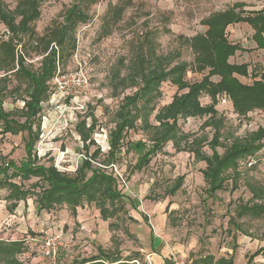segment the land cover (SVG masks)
Masks as SVG:
<instances>
[{"label":"rangeland","instance_id":"1","mask_svg":"<svg viewBox=\"0 0 264 264\" xmlns=\"http://www.w3.org/2000/svg\"><path fill=\"white\" fill-rule=\"evenodd\" d=\"M39 1L41 17L35 23V29L42 36L54 20H61L72 0ZM4 2L14 9L18 0ZM235 4H243L247 12L264 8V0H100L92 6L90 21L76 31L77 50L74 56L66 62L64 69L61 66L60 72L51 82L52 94L44 105L41 137L36 145V155L41 164H54L60 171L74 173L86 153L76 133V126L86 118L87 123L91 124L92 117L96 122L93 139L102 153L107 154L109 134L115 126V113L124 97L136 91L124 90L118 80L126 77L138 56L150 45L157 55L169 56L172 65L186 63V80L189 83L200 81L204 74L195 71V56L187 40L207 31L204 20ZM6 34V28L0 24V41L8 39ZM227 34L231 43L242 48L230 62L248 64L250 72L254 70L253 75L259 78L264 76V50L257 49L253 29L247 24H238L230 26ZM19 50L21 52L20 47ZM28 52L27 65L33 71L39 70L42 56L32 46H28ZM3 76L5 74L1 72L0 77ZM8 78L9 92L4 98V108L8 112L20 111L24 106L22 99L26 96L25 86L17 90L15 78L12 75ZM238 78L244 84L253 83L251 76ZM213 80L218 81V78ZM161 91L163 97L158 108L171 103L178 92L177 87L170 82L164 83ZM200 101L203 106L212 104L206 95ZM216 109L225 119L221 140L223 147L229 145L234 137H245L264 128V119L257 115L261 110H254L253 114L246 117H238L225 94L218 97ZM206 120L198 117L181 119L179 126L185 134L204 138L203 151L211 155L209 142L214 131L202 127ZM150 121L154 123L153 116ZM25 138L26 135H6L1 140L0 136V154L9 155L18 164L23 163L26 157ZM146 139L141 130L130 132L125 139L121 159L115 165L123 178L120 179L122 192L128 199L127 216L141 222L146 216L154 232L161 235L172 253L182 257L186 264H193L200 255L212 254L219 258L233 253L236 264H245V256L255 253L264 245V217L240 220L251 237L237 233L233 238L227 232L228 221L239 205L251 199L246 186L248 182L264 188V150L253 159L240 161L241 177L237 190H231L229 179L225 191L208 197L203 178L205 163L196 161L188 152H176L172 143L155 156L144 171L131 175L130 169L137 162V155L128 151L126 145ZM97 147H91L89 153H93ZM223 147L218 149L220 154L224 152ZM111 168L113 170L109 171L115 174L113 166ZM180 177L184 178L183 184L172 196L169 194L170 188ZM6 195L5 191H0V239H22L26 235L39 239L63 231L70 247L60 252V259L63 258L62 254H69L68 251L73 252V255L90 257L98 246L112 248L114 239L120 245L123 257L132 256L139 264H147L146 252L142 251L145 247L141 241L143 232L140 231L139 223L131 222L126 214L120 219L104 222L95 205H86L83 208L86 209V219L79 216L80 222L77 220L78 215L73 217L67 207L51 213L43 212L41 216L36 212L34 198L26 202L30 212L24 210L22 213L25 202H21L15 212L9 213L8 204L3 200ZM160 220L163 221L162 233L157 226ZM116 222L119 228L113 231L110 223ZM33 249V256H36L37 247ZM44 260L51 263L50 260Z\"/></svg>","mask_w":264,"mask_h":264},{"label":"trees","instance_id":"2","mask_svg":"<svg viewBox=\"0 0 264 264\" xmlns=\"http://www.w3.org/2000/svg\"><path fill=\"white\" fill-rule=\"evenodd\" d=\"M100 0H72L64 11L61 20H54L40 36L35 23L41 17L39 0H18L14 9L0 0V24L6 28L7 40L0 41V136L26 135L23 163H17L10 156L0 154V191L7 195L4 201L7 210L13 213L21 202L34 198L38 214L51 213L67 207L73 217L78 209L86 205H95L104 222L127 216V197L121 189V180L113 173L112 166L119 161L127 135L141 130L147 139L127 143V150L137 155V162L130 174L144 171L153 158L162 153L169 143L176 152H188L196 161L204 162L203 178L208 197L227 189L231 179V190H237L241 171L239 163L253 159L264 150V128L246 135L234 137L223 147L224 118L216 109L218 97H229L234 113L238 117L253 114L254 110H264V76L259 78L250 72L248 64H233L230 59L241 46L229 41L227 30L230 26L247 24L253 31V40L257 49L264 50V8L247 12L243 4H235L227 10L215 13L203 21L207 27L204 34H197L187 42L194 53V69L204 77L194 83L186 80L188 65H172L169 56L157 55L150 45L136 59L130 72L121 80L124 90L136 89L132 95L124 97L115 113V126L109 134V151L103 154L93 139L96 128L95 119L87 123V118L76 126L86 153L74 173L60 171L54 164H41L36 155V145L41 137V121L44 105L51 96V82L58 75L61 66L71 59L77 50L76 31L90 21V9ZM28 46L35 47L42 56L39 70L33 71L27 65ZM19 47L21 52H19ZM9 75L16 82V89L25 86L24 106L20 111L8 112L4 108V98L8 94ZM253 78L252 84H244L238 77ZM213 78H218L214 81ZM170 82L177 87L171 103L158 108L163 97L161 87ZM15 90V89H14ZM208 96L212 104L203 106L201 97ZM20 115H17V114ZM93 116V115H89ZM154 117V123L151 117ZM206 118L203 128L214 131L209 142L211 155L203 151L205 139L185 134L179 121L189 118ZM21 119H24L22 122ZM97 147L89 153L91 147ZM224 148L222 154L219 148ZM103 158V159H102ZM35 180L31 185L27 183ZM178 178L170 188L174 196L183 184ZM125 183V182H124ZM247 190L251 199L239 205L235 214L229 218L227 232L233 238L239 233L251 237L244 228L241 219L252 220L264 217V188L257 183L248 182ZM144 221L148 218L144 216ZM111 230L119 228L118 223H110ZM40 238V237H39ZM114 246L104 249L101 246L90 257H82L73 264H137L132 256L123 257L120 245L113 239ZM26 237L18 240L0 239V264H23L20 257L28 252ZM258 256H264V245L251 255H246V264H253ZM58 261V260H57ZM171 264L170 261L166 262ZM145 264V263H143ZM193 264H235L234 253L217 258L215 255H200Z\"/></svg>","mask_w":264,"mask_h":264},{"label":"crops","instance_id":"3","mask_svg":"<svg viewBox=\"0 0 264 264\" xmlns=\"http://www.w3.org/2000/svg\"><path fill=\"white\" fill-rule=\"evenodd\" d=\"M239 80H240V78H239ZM28 205H29L28 203L27 204L25 203L22 213L24 212V210H27V212H30V209L27 208ZM85 210L86 209H82V208H80V210L78 209V218H77L78 222H80L79 216L80 217L83 216L82 217L83 219L86 217V214L84 213ZM42 214L43 213H41L40 215L42 216ZM2 217H5V216L3 215ZM12 217H15V216H12ZM133 219L136 222L139 223L140 231L143 232V239L141 241H142L143 245L145 246V247L143 246L144 250H142V251L146 252V253L144 252L145 253V257H146L145 258L146 263L147 264H167L166 262L170 261L171 257L173 255H175L174 253H172V250H171L170 246L164 241V239L161 237V235H158L157 233L154 232V227L150 226L148 221H143L142 220V222H141V221H139L136 218H133ZM162 224H163L162 220H160V223L157 224L158 230H159L160 233H162V229H163V225ZM35 228H37V227H35ZM32 230H34V229L32 228ZM59 234L63 235V237L65 238L63 231L59 232ZM25 237H26V241L28 242V246H29L30 249H28V252H26L25 254H23L20 257V259L23 262V264H54L52 262L49 263L48 261H45L44 258L39 256L38 253H37L36 256H33L34 253L32 252L31 249H33L36 246L30 240L32 238H30L27 235L22 237V238H25ZM8 240H11V239H8ZM12 240H18V238L17 239L13 238ZM63 251L64 250H61L60 252H63ZM68 252H69V254L68 253L67 254H62L63 255L62 259H60L59 258L60 256H58L57 264H73V263H75L76 260L84 257V256L78 255V254L77 255H73V252H70V251H68ZM180 258H182V257H180ZM236 263H237V260L235 258V264ZM254 263H256V264L263 263L264 264V256H262V257L258 256L254 260Z\"/></svg>","mask_w":264,"mask_h":264},{"label":"built area","instance_id":"4","mask_svg":"<svg viewBox=\"0 0 264 264\" xmlns=\"http://www.w3.org/2000/svg\"><path fill=\"white\" fill-rule=\"evenodd\" d=\"M257 115H259L261 118L264 119V110L259 111ZM113 168L115 169V166H113ZM114 175L119 179L123 180V178H121V175L117 172L116 169ZM30 240L37 247V252L39 256H41L44 259L50 260L54 264L57 262L60 251L70 247L69 241H67L63 237V235L59 233H52L50 235H45L44 237H40L39 239H37L36 237ZM170 261L171 264H186L184 259L176 255H173Z\"/></svg>","mask_w":264,"mask_h":264}]
</instances>
